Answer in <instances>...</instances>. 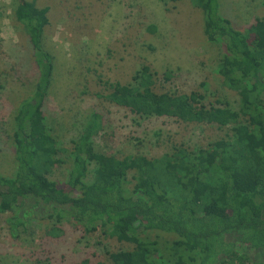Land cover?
Segmentation results:
<instances>
[{
	"label": "trees",
	"instance_id": "1",
	"mask_svg": "<svg viewBox=\"0 0 264 264\" xmlns=\"http://www.w3.org/2000/svg\"><path fill=\"white\" fill-rule=\"evenodd\" d=\"M188 1L201 11L205 39L221 47L216 71L238 95V108L221 99L207 103L196 91H159L156 72L144 65L132 82L103 81L106 90L97 96L132 114L232 125L230 134L205 148L180 145L152 158L97 152L99 112L69 147L61 145L44 109L55 69L44 44L47 19L36 0L15 7L37 77L13 118L15 171L0 174V212H11V235L48 218L136 242L116 264H264V25L240 29L220 13L218 0ZM171 78L165 71L161 82ZM57 166L66 168L65 180L46 179ZM55 224L50 232H61ZM77 264L104 263L84 258Z\"/></svg>",
	"mask_w": 264,
	"mask_h": 264
},
{
	"label": "rangeland",
	"instance_id": "2",
	"mask_svg": "<svg viewBox=\"0 0 264 264\" xmlns=\"http://www.w3.org/2000/svg\"><path fill=\"white\" fill-rule=\"evenodd\" d=\"M23 0H0V174L11 175L16 163L12 129L19 101L30 94L37 77L32 48L14 16ZM47 19L45 47L55 69L45 103L47 123L62 146L69 147L92 112L103 116L94 136L97 152L148 158L207 145L231 133L232 125L184 122L167 116H140L97 96L103 81L132 82L141 66L156 72L159 91L199 92L205 102L226 100L233 110L239 97L217 74L221 47L205 39L202 14L188 0H36ZM219 11L235 27L264 25V0H218ZM170 71L172 78L163 80ZM67 170L57 166L46 176L64 181ZM0 212V264H116L137 243L118 240L114 231H86L73 223L34 219L11 235ZM61 232L51 233L53 225Z\"/></svg>",
	"mask_w": 264,
	"mask_h": 264
}]
</instances>
